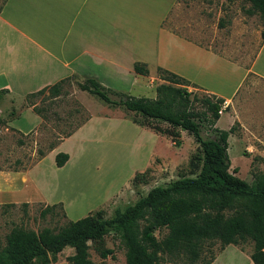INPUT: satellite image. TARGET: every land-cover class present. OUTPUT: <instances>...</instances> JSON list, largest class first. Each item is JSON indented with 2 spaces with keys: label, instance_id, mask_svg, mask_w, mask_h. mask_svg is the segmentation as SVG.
<instances>
[{
  "label": "rangeland",
  "instance_id": "rangeland-1",
  "mask_svg": "<svg viewBox=\"0 0 264 264\" xmlns=\"http://www.w3.org/2000/svg\"><path fill=\"white\" fill-rule=\"evenodd\" d=\"M179 2L163 20L165 28L239 63L247 64L250 61L264 23L256 13L247 11V2ZM82 81L80 77L70 76L62 84L59 95L47 98V92L44 91L43 94L30 97L31 103L41 108L44 119L28 130L20 131L6 123L19 116V109H31L24 97H12L8 99L12 103H4L2 119L5 123L0 126V246L4 243L5 234L13 226L32 230L44 226L56 229L66 220H75L96 211L103 217H109L115 208L132 203L150 187L194 175L198 169L200 147L191 134L176 129L178 134L174 137L179 140V145L175 146L170 135L153 129L156 126L163 131H173L174 128L167 123L145 120L122 107L108 105L82 90L79 87ZM160 81L145 75L128 86L125 93L153 98L154 87ZM186 89L190 95L193 92L198 96L207 94L192 86ZM234 109L239 118L234 127L241 137L242 148L245 152L253 150L255 153H246L248 158H254L247 167L246 161L235 152V145L232 144L230 158L239 167L236 175L251 183L253 173L264 172V161L258 155L264 152V82L252 76L247 77L235 97ZM111 113V116H104ZM226 115L219 124H224ZM90 116L89 122L81 124ZM120 116L138 122L141 127L157 134V139L148 137L143 131L137 132L130 121ZM20 121L29 123L26 115ZM78 124L82 126L75 129ZM73 129L76 131L69 137H63ZM203 131L202 134H205ZM59 140L63 141L48 151L49 145ZM55 149L71 155L70 165L65 169L58 170L53 166L52 154ZM39 151L45 156L32 167L41 157ZM149 153L152 154L144 166ZM145 169H148L144 176L145 183L132 184L130 180L134 173ZM28 170L27 177L32 179V185L25 177ZM40 190L48 193L50 199L64 202V207L61 204L65 216L60 215L58 207L55 208L57 215L38 216L44 204H52L38 198ZM22 202L27 203L24 209L20 206ZM164 233L165 229L154 230L157 238ZM88 244V257L92 262L126 264L124 247L114 231L110 230L102 238L101 245L112 249V253L105 258L99 256L90 242ZM231 245L243 253H249L252 249L250 240ZM223 248L220 249L218 239L205 240L196 260L190 262L184 256L164 255L161 264H202L210 256L216 255L220 262L221 258H225L226 262H246L244 255L232 247L220 255ZM71 253V248H64L57 254V261L53 264H67L65 258Z\"/></svg>",
  "mask_w": 264,
  "mask_h": 264
},
{
  "label": "trees",
  "instance_id": "trees-1",
  "mask_svg": "<svg viewBox=\"0 0 264 264\" xmlns=\"http://www.w3.org/2000/svg\"><path fill=\"white\" fill-rule=\"evenodd\" d=\"M4 1L0 2V9ZM243 1L249 4L247 11L256 13L264 23V0ZM259 35L264 40V29ZM132 68L136 74L147 75L145 63L135 61ZM156 76L161 82L155 85L153 98L114 90L93 78H84L79 87L108 105L122 107L145 120L167 123L174 128L173 131H163L156 126L153 129L170 135L175 146L179 145V140L174 137L178 134L176 129L191 134L200 147L196 173L150 187L132 203L115 208L109 217L96 211L75 220H66L56 229L44 226L32 230L13 226L0 246V264H33L35 261L37 264H53L57 261V254L66 247L72 249L65 258L67 264H101L89 259L88 242L101 258H105L112 249L103 247L101 242L110 230L124 247L126 264H161L164 255L184 256L192 262L198 258L202 242L211 239L220 241V249L227 244L250 240V259L255 264H264V172L253 173L252 182L247 183L236 175V168L229 170L226 139L233 132L234 124L227 130L214 126L223 100L208 93L198 96L193 92L190 95L186 87L198 86L161 67L156 68ZM68 78L25 94L26 103L41 119H44L41 108L29 98L44 91L47 98L59 95ZM6 92V89H0V100ZM4 123L0 117V126ZM75 129L63 137H68ZM57 143L50 144L48 151ZM39 154L44 155L41 151ZM67 158V153L56 152L55 166H62ZM147 170L134 173L130 182L145 183ZM20 206L24 209L27 203L22 202ZM56 207L60 215L65 216L61 202L44 204L38 216L57 215ZM161 229H165V233L157 238L154 230ZM213 258L210 256L202 264H209Z\"/></svg>",
  "mask_w": 264,
  "mask_h": 264
},
{
  "label": "crops",
  "instance_id": "crops-1",
  "mask_svg": "<svg viewBox=\"0 0 264 264\" xmlns=\"http://www.w3.org/2000/svg\"><path fill=\"white\" fill-rule=\"evenodd\" d=\"M179 1L184 0H5L0 9V89L7 92L0 100V117L5 113L4 103H12L9 98H22L65 77L93 78L105 87L125 92L145 76L134 73L132 64L137 61L145 63L149 76L157 78L156 68L161 67L194 83L205 93L221 98L223 102L214 126L227 130L235 125L239 118L234 100L245 79L252 76L264 82V40L259 39L247 64L221 55L162 25ZM25 115L29 123H21ZM224 115L227 119L219 124ZM120 118L130 121L137 132L143 131L157 139V134ZM40 120L30 108L24 107L19 109L17 118L6 123L24 131ZM226 140L229 170H239L230 158L232 144L248 167L254 158L246 156L251 150H243L235 127ZM56 152L55 149L52 159ZM258 155L264 161V152ZM70 162V154L60 167L52 161L58 170L65 169ZM29 170L25 177L31 184L32 179L27 177ZM40 191L37 197L43 202H61L64 207L63 201L52 200L48 193ZM229 247L243 254L246 262H226L225 258L220 262L216 255L209 264H255L250 252L243 253L231 244L219 254Z\"/></svg>",
  "mask_w": 264,
  "mask_h": 264
},
{
  "label": "built area",
  "instance_id": "built-area-1",
  "mask_svg": "<svg viewBox=\"0 0 264 264\" xmlns=\"http://www.w3.org/2000/svg\"><path fill=\"white\" fill-rule=\"evenodd\" d=\"M263 250H264V248H263Z\"/></svg>",
  "mask_w": 264,
  "mask_h": 264
}]
</instances>
